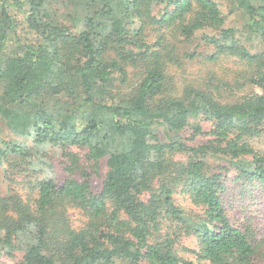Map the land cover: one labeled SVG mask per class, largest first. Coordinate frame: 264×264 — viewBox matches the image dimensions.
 Returning <instances> with one entry per match:
<instances>
[{"label": "trees", "instance_id": "trees-1", "mask_svg": "<svg viewBox=\"0 0 264 264\" xmlns=\"http://www.w3.org/2000/svg\"><path fill=\"white\" fill-rule=\"evenodd\" d=\"M67 1L82 8L74 27L51 18L52 0H21L30 37L11 49L19 23L0 3V125L17 137L0 134L8 183L0 189V259L20 252L15 264H264V235L233 223L222 197L231 176L264 192V148L253 144L264 132V50L252 51L225 26L216 0ZM231 1L264 44V0ZM157 5L160 15L152 14ZM175 24L186 40L215 31L201 37L214 49L208 58H240L260 92L225 103L189 84L167 95L175 51L164 34L150 41L147 29ZM130 68L139 82L128 90ZM47 98L63 107L50 108ZM200 117L213 122L207 145L162 140L159 130L181 131ZM194 131L204 133L200 122ZM55 148L67 159L62 178ZM209 156L227 164L211 165ZM103 160L95 191L91 178ZM178 192L200 211L183 208ZM71 208L86 216L83 227L73 226ZM184 236L197 239L184 248L193 258L179 254Z\"/></svg>", "mask_w": 264, "mask_h": 264}, {"label": "rangeland", "instance_id": "rangeland-1", "mask_svg": "<svg viewBox=\"0 0 264 264\" xmlns=\"http://www.w3.org/2000/svg\"><path fill=\"white\" fill-rule=\"evenodd\" d=\"M216 1L219 3L223 17L225 18V26L237 28L239 30V38L243 44L254 52H262L264 50V44L246 30L247 18L243 11L231 0ZM19 2L10 0L7 4H4L5 0H0L2 5L4 4L10 7L11 14L19 23L16 35L11 33L7 39L6 47L8 49L13 47L16 39L26 41L30 37L25 20V9L27 7L21 0ZM77 5L78 1L52 0L49 7V15L55 21L74 27L76 13L82 10ZM162 10L163 5H157L153 8L152 14L160 15ZM177 26L175 24L168 28H159L158 25H150L147 29L150 41H154L158 35L164 34L168 38V45L175 51L168 62L167 72L170 75V79L167 80V95L179 96L183 93L186 85L189 84L211 92L216 99L225 103H235L242 100L246 95L260 92L257 86L246 82L244 77L251 72V69L240 58L230 55H220L215 60L208 58V55H211L214 49L205 47L201 37L204 32L213 34L215 31L207 29L197 34L196 38L186 40L179 33ZM194 51L197 52L194 58L185 56L186 52ZM129 70L131 72L127 86L128 90L137 86L139 82V76L134 73L136 69L130 68ZM45 103L52 109L60 110L63 107L56 98H47ZM198 122L203 127V134H198L194 131L195 124ZM212 128L213 122L211 120L200 117L198 119H191L190 125L181 131L167 132L161 129L159 133L164 141H168V137L171 136L172 138L186 141L188 145L199 147L207 145L211 141L212 136L207 132ZM0 134L8 139L17 138L3 127V125H0ZM23 141L27 142V139L24 138ZM253 144L258 148H264V132L261 136L253 140ZM51 154L52 161L56 167L55 177L62 178L64 176L65 162L67 161L66 156L61 149L56 148L52 149ZM177 155L176 159H186L184 158V153H178ZM208 159L209 163L214 166L227 164L225 160L219 157L209 156ZM100 171V176L96 175L91 178L95 191L101 189L102 180L106 172L105 160L101 163ZM7 184L3 174V167L0 166V189L6 191ZM18 189L23 191L21 185L18 186ZM222 197L229 218L233 223L238 225L251 224L257 233L264 235V192L260 186L250 182L245 184L243 180L233 179L231 176L227 179ZM175 199L187 210L194 213L200 211L197 206L190 202L189 196L184 193L178 192L175 195ZM69 215L74 227L80 228L85 225L86 216L79 209L71 208ZM196 245L197 239L195 237H182L177 245L179 254L186 258H193L194 256L187 253L184 248L196 247ZM17 254V257H20L21 253L17 252ZM17 257H3L0 259V264H15Z\"/></svg>", "mask_w": 264, "mask_h": 264}]
</instances>
